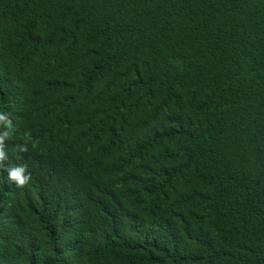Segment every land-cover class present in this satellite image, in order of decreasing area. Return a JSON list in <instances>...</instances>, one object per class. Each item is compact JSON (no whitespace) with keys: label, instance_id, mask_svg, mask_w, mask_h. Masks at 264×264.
I'll list each match as a JSON object with an SVG mask.
<instances>
[{"label":"trees","instance_id":"1","mask_svg":"<svg viewBox=\"0 0 264 264\" xmlns=\"http://www.w3.org/2000/svg\"><path fill=\"white\" fill-rule=\"evenodd\" d=\"M0 113V264H264V0H0Z\"/></svg>","mask_w":264,"mask_h":264},{"label":"clouds","instance_id":"2","mask_svg":"<svg viewBox=\"0 0 264 264\" xmlns=\"http://www.w3.org/2000/svg\"><path fill=\"white\" fill-rule=\"evenodd\" d=\"M19 103V102H18ZM16 103V105L18 104ZM0 125L6 126L8 129L12 128V123L6 115L0 113ZM6 128V129H7ZM0 132V168H5L4 162L7 160V154L5 151V140L10 137V132L8 131ZM21 151H27L26 148H21ZM27 165H18L15 167H7L8 178L15 182L18 187L25 186L31 180V174L27 173ZM27 173V174H26Z\"/></svg>","mask_w":264,"mask_h":264}]
</instances>
